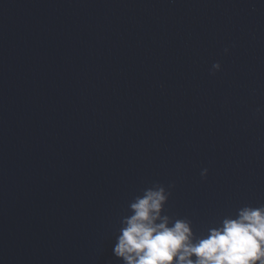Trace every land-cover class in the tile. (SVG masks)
<instances>
[{
    "label": "water",
    "instance_id": "obj_1",
    "mask_svg": "<svg viewBox=\"0 0 264 264\" xmlns=\"http://www.w3.org/2000/svg\"><path fill=\"white\" fill-rule=\"evenodd\" d=\"M153 183L197 232L264 204V0H0V264H122Z\"/></svg>",
    "mask_w": 264,
    "mask_h": 264
},
{
    "label": "clouds",
    "instance_id": "obj_2",
    "mask_svg": "<svg viewBox=\"0 0 264 264\" xmlns=\"http://www.w3.org/2000/svg\"><path fill=\"white\" fill-rule=\"evenodd\" d=\"M219 71L221 64L213 63L210 75ZM207 175L202 169L201 179ZM174 187L153 183L130 201L112 248L116 259L122 264H264V204L244 205L197 232L190 219L167 214Z\"/></svg>",
    "mask_w": 264,
    "mask_h": 264
}]
</instances>
